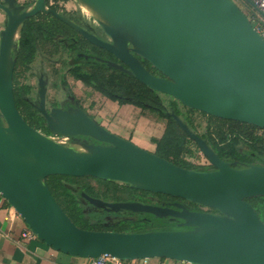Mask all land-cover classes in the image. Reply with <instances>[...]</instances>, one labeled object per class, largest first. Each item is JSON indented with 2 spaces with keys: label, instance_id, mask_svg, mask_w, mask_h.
Here are the masks:
<instances>
[{
  "label": "water",
  "instance_id": "water-1",
  "mask_svg": "<svg viewBox=\"0 0 264 264\" xmlns=\"http://www.w3.org/2000/svg\"><path fill=\"white\" fill-rule=\"evenodd\" d=\"M111 39L104 43L35 0L28 10L16 0L0 3L7 20L0 32V195L46 246L80 259H168L191 264H264V222L248 202L264 197V166L222 160L176 114L213 170L186 169L108 131L82 109L45 110L48 131L31 127L17 109L11 52L26 22L53 15L122 65L98 59L187 109L264 130V38L232 0H74ZM246 4L258 12L252 2ZM145 61L154 75L134 56ZM124 66L126 68H124ZM79 138L90 140L83 143ZM52 176L92 177L180 199L170 207L105 202L80 196L109 213L146 214L173 223L171 230L136 233L78 227L54 198ZM189 204L214 210L198 211Z\"/></svg>",
  "mask_w": 264,
  "mask_h": 264
},
{
  "label": "trees",
  "instance_id": "trees-1",
  "mask_svg": "<svg viewBox=\"0 0 264 264\" xmlns=\"http://www.w3.org/2000/svg\"><path fill=\"white\" fill-rule=\"evenodd\" d=\"M33 2L31 1L27 4L30 6ZM254 14L255 12L253 10ZM34 20L31 19L25 23L22 29V38H28V36L34 34H41L44 24L42 22L37 23ZM27 56L23 57V60L29 63L32 61V58ZM98 69L97 72H82V70H79L75 75L76 79L82 80L87 86L94 88L104 97L113 102H117L120 106L131 105L143 111H148L156 114L160 121L166 123L165 134L159 139L152 140V144L155 145L154 154L157 156L186 169H199L188 161V157L196 158L200 150L197 144L187 136L171 117V114L174 113L179 117L181 115L185 119H188L191 125L189 126L190 129L205 139L222 160L230 162H252L253 160L264 165V141L257 136L258 132L262 129L235 121L214 118L187 108H184L185 113L182 111L178 112L173 108H169L171 105L179 103L173 98L161 95L133 77L109 68L106 65L99 64ZM150 70L154 69L150 67ZM162 97L169 100L165 102ZM188 113H199L209 117V133L200 135L192 119L187 116ZM30 125L37 129L41 127V123L38 122H30ZM244 158L247 160H244ZM91 181L96 182L102 189L95 191L93 186L90 185ZM47 182L60 207L68 208L69 204L73 206L76 211L74 213V219L76 221H79L81 219L80 217H85L84 222L79 221L81 222L80 228L84 230L136 233L150 230L173 229V223L168 220H150L149 215L134 214L126 211L117 213L116 217L111 220L98 219L92 223L88 219L86 215L87 211L84 207V203L87 202L80 196V193L84 192L90 197L105 202L110 201V203L134 201L147 204L150 203L149 197H155L161 202L176 200V198L135 190L125 184L104 181L92 177L52 176L47 179ZM122 194H125L127 197L121 196ZM248 202L260 213V218L264 222V197L250 199ZM87 205L89 204L87 203ZM92 212L103 215L102 212L95 210H92ZM209 212L216 213L214 210H209Z\"/></svg>",
  "mask_w": 264,
  "mask_h": 264
},
{
  "label": "flooded vegetation",
  "instance_id": "flooded-vegetation-1",
  "mask_svg": "<svg viewBox=\"0 0 264 264\" xmlns=\"http://www.w3.org/2000/svg\"><path fill=\"white\" fill-rule=\"evenodd\" d=\"M48 1L49 0H47V4ZM64 1H65V5L67 4L66 10H60L58 7L55 6L52 7L47 6V8L53 10L59 15L72 21L76 27L81 28L83 31L87 32L89 35L95 37L96 39L104 43L111 44V39L101 30V28L99 27V25L97 24V22L95 21L92 15H88L86 11L82 9L75 1L73 2L76 5H78V7L69 6L68 3L71 0L69 1L64 0ZM0 3L4 4L3 0H0ZM34 3L35 0L33 4L29 6L27 3H21L19 0H16L17 6H23L25 7L26 10L31 8L34 5ZM4 5L7 6L6 4ZM68 6L70 9L68 8ZM0 11L3 12L2 10ZM243 11L252 22V20L254 19V15L249 13V11L246 10ZM3 14L5 16V23H6L7 16L4 12ZM31 19H35L34 21L37 23L42 22L44 24V27L42 28V32L40 35L34 34L28 36V38H22V29L25 23ZM31 19L26 20V22L24 23L20 31V34L18 35L17 38H15L11 52L13 59L16 61L14 68V75H13V89H14L16 106L17 109L19 108L18 110L20 114L22 115L21 109H25V111L28 112L27 115L25 114V117H27L29 120L28 122L25 119L24 120L29 125L30 122L41 123V127L39 129L30 125L31 127L35 128L36 130L40 131L46 136L49 137L55 136L48 131L45 118L43 114H41L40 112V106L42 104V98L40 92L41 89L43 88L45 94V102H44L45 110L48 114H50L54 109L66 111L68 108L74 107V108L82 109L91 119H93L96 122H99L98 117H96L95 119L92 118L91 117L92 114L89 111L85 110L86 109L85 103H83L81 98H78L75 94H72L70 92L67 94L63 93V97H61V99H58V101L49 102L48 94H49L50 79H49V74L47 73H43V72L39 73L36 76V85L33 87L30 85H24L18 87L17 78L21 74L20 69L23 68L24 72L30 71L31 69L30 66H32L34 61L37 60V57L39 58L43 57L44 61L48 62L50 65L53 66L60 65L61 68L67 67L68 68L67 72L73 78L74 81H80L84 86L90 88L91 90H94L95 92H98L94 88L87 86L85 83H83L82 80L76 79L75 75L77 74V72L79 70H82V72L83 71L97 72L99 70L98 69L99 64H103L101 62H98V59H102L108 62H113L118 65H122V64L118 60H116L111 53L89 42L79 32H77L72 27L66 25L65 23L61 22L53 15H46L44 13H39L38 15H36ZM52 20L63 28L56 27L52 22ZM25 56L32 58V61L29 63L27 61L24 62L23 57ZM134 56L141 62L143 66L150 68V66L145 61H143L136 55ZM124 68L126 67L124 66ZM52 72H55V74L57 75L59 71L53 70ZM151 72L154 75L161 77V74H159L156 70H151ZM29 77H33V74H29ZM79 139L83 143L85 142L92 143L88 139H84V138H79ZM68 143L73 144V140L69 137H68ZM244 160L247 159L244 158ZM230 163H238L240 165L264 166L256 161L254 162L253 160L252 162L239 161V162H230ZM199 169L213 170V167L208 163L206 167H202ZM148 199L150 203L147 204L160 205L164 207H170L173 203L176 202L184 203V201L179 199L168 200L164 202H161L159 199L156 201L155 197H149ZM189 206L193 210L209 212V210L204 209L203 207L195 206L192 204H189ZM84 207L85 208L89 207L90 210L102 212L103 215H106L104 217V219L106 220H111L115 218L117 214V213H109L102 209H96L90 204L87 205V203H84Z\"/></svg>",
  "mask_w": 264,
  "mask_h": 264
},
{
  "label": "rangeland",
  "instance_id": "rangeland-1",
  "mask_svg": "<svg viewBox=\"0 0 264 264\" xmlns=\"http://www.w3.org/2000/svg\"><path fill=\"white\" fill-rule=\"evenodd\" d=\"M19 1L21 3H28L34 0ZM73 1L74 0L69 1L68 5L78 7V5H76ZM232 1L235 2L239 8L249 11V13L253 14L252 7L246 4L244 0ZM54 6L58 7L60 10H66L67 4L61 5L60 3L55 2ZM82 9H84L88 15H91L88 10H86L85 8ZM52 22L56 27L63 28L59 26V24H57L55 21L52 20ZM4 25L5 16L3 12L0 11V31L4 28ZM252 25L254 26V23H252ZM30 67V71L24 72L23 68L20 69L22 75L20 74V76L17 78L18 87L24 85H30L33 87L36 85V76L41 72L47 73L49 74L50 79L48 94L49 102L58 101V99H61V97H63V93L67 94L70 92L72 94H75L78 98H81L83 103H85V110L89 111L92 114L91 117L94 119L98 117L100 124L104 126L108 131L126 140L132 141L137 146L149 152H155V145L152 144V140L161 138L165 134L166 130V123L164 121H160L156 114L150 113L148 111H143L131 105L120 106L117 102H113L104 97L99 92H95L94 90H91L90 88L84 86L80 81H74L73 78L68 74L67 67L61 68L60 65H50L48 62L44 61L43 57H37V60H35ZM53 70L59 71L58 74L56 75L55 72H52ZM29 74H33V77H29ZM162 98L165 102L169 100L165 97ZM169 108H173L178 112H186L184 110L185 107L180 105L179 103L171 105V107ZM21 113L24 119L28 122L29 119L25 117V114L27 115L28 112H26L25 109H21ZM187 116L192 119L194 126L196 127V130L200 135L209 133V117L203 116L199 113H188ZM180 118L188 126H191L190 122H188V119H185L181 115ZM197 154L198 156L196 158L188 157V161L192 165H194V167H206L208 165V162L205 160L204 156L201 154V152ZM90 185L93 186L95 191L102 189L94 181H91ZM121 196L127 197L125 194H122ZM155 200L157 201L158 199L155 198ZM62 209L78 227H81V222L79 221L84 222L85 217H80L81 219L79 221H76L74 219V213L76 212L75 208L70 204L68 205V208L62 207ZM86 211V215L88 219L92 221V223L96 222V220L98 219H104V217L106 216L102 214H94L89 207L86 208Z\"/></svg>",
  "mask_w": 264,
  "mask_h": 264
},
{
  "label": "crops",
  "instance_id": "crops-1",
  "mask_svg": "<svg viewBox=\"0 0 264 264\" xmlns=\"http://www.w3.org/2000/svg\"><path fill=\"white\" fill-rule=\"evenodd\" d=\"M25 222L6 202L0 207V264H88L89 261L62 254L39 239L25 241L22 232ZM177 264L168 259L130 261L126 264ZM112 264V263H108Z\"/></svg>",
  "mask_w": 264,
  "mask_h": 264
},
{
  "label": "built area",
  "instance_id": "built-area-1",
  "mask_svg": "<svg viewBox=\"0 0 264 264\" xmlns=\"http://www.w3.org/2000/svg\"><path fill=\"white\" fill-rule=\"evenodd\" d=\"M54 1V2H53ZM253 3V5L257 8L258 12L254 11V19L251 23H254L255 30L264 38V0H248ZM55 2L60 3L61 5H65L64 0H50L49 4H47L48 7H52L55 5ZM257 136L264 141V130H261L258 132ZM54 141H56L59 144H67L68 143V137L65 136H53L51 137ZM5 200L0 195V207L2 205V202ZM22 239L25 241H33L37 240L38 237L26 226L22 232ZM88 264H126L130 261H121L115 258H112L110 256H102L97 259H88ZM145 262L146 260H141ZM145 264V263H143ZM177 264H191L186 262H177Z\"/></svg>",
  "mask_w": 264,
  "mask_h": 264
}]
</instances>
